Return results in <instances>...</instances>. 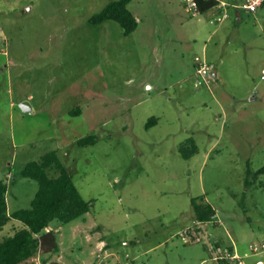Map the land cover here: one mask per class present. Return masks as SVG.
<instances>
[{"label":"rangeland","instance_id":"obj_1","mask_svg":"<svg viewBox=\"0 0 264 264\" xmlns=\"http://www.w3.org/2000/svg\"><path fill=\"white\" fill-rule=\"evenodd\" d=\"M109 1L0 0L9 212L31 207L39 182L22 169L51 150L92 202L51 222L58 251L20 264H100L105 254L108 264H219L218 240L264 264V174L248 173L264 165V6L225 0L217 21L216 6L195 15L184 0H132L138 26L126 34L116 20L91 21ZM197 55L217 67L212 88L195 85ZM91 133L95 144H78ZM189 137L198 148L186 158ZM194 198L216 210L203 228ZM23 226L10 219L0 238Z\"/></svg>","mask_w":264,"mask_h":264},{"label":"trees","instance_id":"obj_2","mask_svg":"<svg viewBox=\"0 0 264 264\" xmlns=\"http://www.w3.org/2000/svg\"><path fill=\"white\" fill-rule=\"evenodd\" d=\"M132 0H111L91 21L102 23L113 19L118 21L126 34L138 26V18L130 10L128 4ZM201 13L215 7L219 0H197ZM157 121L156 117L149 119L148 125ZM97 136L93 133L78 139L79 145L95 144ZM194 137L187 138L180 146L182 155L191 157L197 151ZM53 173H52V172ZM254 177L264 174V165L258 170H248ZM26 177L39 182V188L32 201L31 207L20 208L9 212L7 192L9 182L0 178V228L10 219H19L24 226L14 234L0 238V264H20L40 251L53 252L59 250L57 232L51 226L54 219L67 223L83 216L90 211L92 202L81 193L74 181V175L60 158L57 150H51L39 160L29 161L22 169ZM251 180L248 178V182ZM196 220L209 222L216 215V210L209 202H198L193 199ZM220 248L219 244H216ZM233 249V246H230ZM38 264V263H36Z\"/></svg>","mask_w":264,"mask_h":264},{"label":"built area","instance_id":"obj_3","mask_svg":"<svg viewBox=\"0 0 264 264\" xmlns=\"http://www.w3.org/2000/svg\"><path fill=\"white\" fill-rule=\"evenodd\" d=\"M186 7L192 11L193 14L197 15L201 13L197 0H184ZM238 8H243L251 12L257 11L259 8L264 6V0H241L239 3L233 4ZM219 10L216 14L215 19L217 21H223L228 16V3L225 0H219V3L216 5ZM197 62V79L195 80L196 86L207 85L212 88V85L217 81L216 66L213 63H210L206 57L196 56ZM199 222V221H196ZM184 233L183 237L188 238L189 234L196 233V226H190ZM198 232V231H197ZM102 249H105V244L102 245ZM251 248L254 251H257L259 248L257 246L251 245ZM109 254L102 256L100 264H108ZM219 264H246L244 255H242L236 248L233 246V249L230 246H224L218 252L215 257Z\"/></svg>","mask_w":264,"mask_h":264},{"label":"crops","instance_id":"obj_4","mask_svg":"<svg viewBox=\"0 0 264 264\" xmlns=\"http://www.w3.org/2000/svg\"><path fill=\"white\" fill-rule=\"evenodd\" d=\"M216 66V65H215ZM217 68V67H216ZM216 73H217V75H218V71H217V69H216ZM217 215V214H216ZM215 215V216H216ZM198 221V220H197ZM196 224H198V227H202L203 228V226L202 225H204V224H207V222H196ZM199 231H201V229H199L198 230V232ZM106 242L105 241H101V245H103V244H105ZM216 244H219L220 245V248H218L219 250H218V252L220 251V249H222L224 246H226V245H222L223 244V242H221V240H218V241H216ZM230 246H233V245H230ZM259 263H262V261L261 260H259L258 261Z\"/></svg>","mask_w":264,"mask_h":264},{"label":"water","instance_id":"obj_5","mask_svg":"<svg viewBox=\"0 0 264 264\" xmlns=\"http://www.w3.org/2000/svg\"><path fill=\"white\" fill-rule=\"evenodd\" d=\"M22 106H23L24 110H26V111L31 109V107L28 106V105L25 104V103H22Z\"/></svg>","mask_w":264,"mask_h":264}]
</instances>
